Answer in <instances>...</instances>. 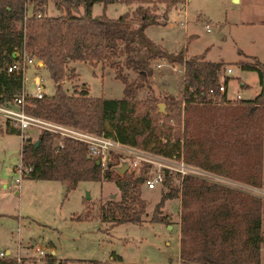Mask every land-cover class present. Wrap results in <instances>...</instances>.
<instances>
[{
    "label": "trees",
    "instance_id": "16d2710c",
    "mask_svg": "<svg viewBox=\"0 0 264 264\" xmlns=\"http://www.w3.org/2000/svg\"><path fill=\"white\" fill-rule=\"evenodd\" d=\"M112 1L0 0V103L11 101L22 88L21 75L7 72L5 64L16 57V51L25 48L43 61L55 82L52 94L27 99L26 112L102 133L161 156L181 155L185 163L206 172L260 187L263 89L252 98L229 102L226 93L217 90L221 62L206 60L200 53L183 57L182 48L166 51L147 37L145 27L165 25L167 21L165 14L157 12V4L168 10L184 0H121L134 4L133 8L109 17L104 9ZM50 3L58 15L48 10ZM94 3L101 4L98 16L92 12ZM155 58L182 66V107L171 94L162 96V111L154 96L140 105L134 100L137 90L151 76L149 61ZM77 60L112 68L114 77L122 82V96H91L87 88L67 93L63 81L76 75L68 63ZM253 60L242 62L241 67L255 69L262 84L264 62ZM122 68L135 72V76L128 78ZM209 87L213 88L212 94L207 93ZM217 97L222 101L212 103ZM5 130L21 134L11 120L6 121ZM36 139L27 137L21 142L22 176L59 180L65 185V196L81 180L112 179L119 198L99 204V220L110 226L142 223L145 202L140 187L146 164L136 176L131 171L118 175L107 168L101 170L82 141L65 136L62 146L56 148L58 135L45 129ZM162 184L167 190L154 203L148 221H163L164 201L179 199L181 262L264 264L260 261L264 235L258 195L191 174H185L178 185H169L165 176ZM0 264L24 262L0 258Z\"/></svg>",
    "mask_w": 264,
    "mask_h": 264
},
{
    "label": "rangeland",
    "instance_id": "374dc122",
    "mask_svg": "<svg viewBox=\"0 0 264 264\" xmlns=\"http://www.w3.org/2000/svg\"><path fill=\"white\" fill-rule=\"evenodd\" d=\"M184 1L185 5L182 4ZM184 1L168 10L163 4H157V12L165 14L167 21L165 26L145 27L147 37L166 51L182 48L183 57L200 53L204 59L221 62L218 76L225 89L227 86L226 97L229 102L238 100L235 97L237 93L241 98H252L261 88L264 91V76L262 84H259L255 69L241 67L242 62L253 63V58L264 62V0ZM133 6L114 0L105 5L104 13L115 17L131 10ZM100 8V3H96L94 16L99 15ZM48 10L54 15L59 14L54 4L50 3ZM167 23H171V26L166 27ZM205 24L209 26L207 30ZM149 64L152 74L143 87L137 90L134 100L140 105L154 96L157 103H162V96L171 94L182 107V66L163 58L151 59ZM74 66L78 78L74 72L75 76L67 78L62 84L67 93L90 88L93 96H122V82L114 77L112 68L102 66L99 62L90 64L79 60L75 61ZM226 66L231 68L229 73L225 72ZM34 71V67L30 66L26 72L27 86L31 90L34 89ZM122 71L128 78L135 76V72L129 69L122 68ZM37 72L43 78V92L52 94L55 82L47 68H40ZM225 77L226 82L223 81ZM211 101L220 103L222 100L217 97ZM0 125L6 127L3 117H0ZM24 131L35 140L40 128ZM21 141L20 134L0 131V250L9 249L11 254L18 253L25 257L22 261L26 260L27 264H47V257L51 254L46 253L45 257L36 259L34 253L31 254L32 249L19 246L17 250L18 241L24 245L30 240L34 247L35 244L41 245L49 253L54 250V258L60 259L63 264H190L181 262L178 257V199L164 201L161 209L163 221H148L154 203L161 192L167 190L166 186L158 183L153 188H147L144 183L141 184L140 197L145 202L142 223L122 222L110 226L99 220L98 207L108 199L119 198V190L112 179L101 177L99 180H81L65 196V185L59 180L22 176L18 170ZM262 141L260 187L209 172L199 174V177L258 195L262 201L261 231L264 235V100ZM119 156L123 154H110L112 161ZM138 164L139 168L145 164L147 167L145 161L141 160ZM126 171L135 173L129 167ZM17 177L18 181L15 180ZM13 183L17 184L16 192L11 187ZM260 261L264 263L263 247L260 249Z\"/></svg>",
    "mask_w": 264,
    "mask_h": 264
},
{
    "label": "built area",
    "instance_id": "2783aa9c",
    "mask_svg": "<svg viewBox=\"0 0 264 264\" xmlns=\"http://www.w3.org/2000/svg\"><path fill=\"white\" fill-rule=\"evenodd\" d=\"M205 28L207 30L209 26L205 24ZM15 56L16 57L13 60L5 64V69L7 72H16L21 75L22 88L19 92L15 93L11 101L0 103V117L4 118L5 123L7 120H11L20 128L22 141L28 137V134L23 132L24 130L30 128H40V130L45 129L58 135L59 139L56 142V148L62 146V137L66 136L77 139L86 144L89 155L99 160L101 170L107 168L115 172L114 166L118 165L121 159H125L128 163V167L135 170V173L131 171L134 176L138 174L140 169L138 163L141 160L145 161L149 170H146V176L143 183L147 188H153L155 184L158 183L162 184L165 176L170 184L175 183L173 185H178L185 174L199 176V174L206 173L203 169L199 170L198 167L185 163L182 160L181 155L178 157L161 156L150 151L147 152V150L145 151L144 149L120 143L111 136H106L102 133L97 134L88 130L64 125L26 112L25 105L27 104V99L29 97L42 98L46 95L43 92L45 87L42 82L43 78L37 72V70L45 67V65L41 59L27 51L25 48L16 51ZM30 66H33L35 69L32 80L34 86L33 90L27 86L28 77L26 72ZM230 71L231 68L226 66L225 72L229 73ZM217 90L219 93L226 91L223 82L218 81ZM207 93L212 94L213 88H207ZM235 97L239 99L241 98V95L237 93ZM111 152L123 154V156H119L115 161H112L110 158ZM19 168L20 169L18 170L21 172V166ZM18 179L19 178L17 177L15 180ZM11 253L10 250H0V258H16L18 263L23 262L21 257ZM32 253H34L33 256L36 257V259L38 257H45L46 253L51 254L46 247L41 245H36L33 248ZM51 255L52 256L47 257V264H63L60 259L54 258L53 254Z\"/></svg>",
    "mask_w": 264,
    "mask_h": 264
},
{
    "label": "crops",
    "instance_id": "0c3cea01",
    "mask_svg": "<svg viewBox=\"0 0 264 264\" xmlns=\"http://www.w3.org/2000/svg\"><path fill=\"white\" fill-rule=\"evenodd\" d=\"M182 3V2H181ZM95 4L96 3H94L93 4V8H94V6H95ZM182 4H184L185 5V1H184V3H182ZM101 5V4H100ZM92 12H93V9H92ZM163 26V25H162ZM165 26V25H164ZM171 26V23L170 24H168L167 23V25H166V27H170ZM165 27V28H166ZM186 46V45H185ZM192 54H194V53H192ZM206 60H210V59H206ZM211 61H217V60H211ZM74 63H75V61H70L69 63H68V65H69V67H74L75 68V66H74ZM75 72H76V69H75ZM76 74H77V78H78V73L76 72ZM88 87V86H87ZM76 88V87H75ZM79 89V88H78ZM87 90H88V93H89V95H91V96H93L91 93H90V88H87ZM228 92V90H227V86H226V91H225V93H227ZM2 127V129L0 130L2 133H9V132H6V130H5V127L4 126H1ZM24 133H27V131H23ZM22 134V133H21ZM20 134V135H21ZM29 136V135H28ZM22 142V141H21ZM20 146H21V143H20ZM20 159H21V155H20ZM20 162H21V160H20ZM21 164V163H20ZM19 164V166L18 167H20L21 165ZM16 181H18V180H16ZM143 184V183H142ZM12 188H15V187H17V184L16 183H13L12 184V186H11ZM17 190H16V188H15V192H16ZM178 199V198H177ZM178 203H179V199H178ZM179 207V206H178ZM179 210V209H178ZM99 215V214H98ZM84 218V217H83ZM89 218V217H88ZM179 220V219H178ZM110 229V228H109ZM17 232H19V227L17 228ZM178 235H179V225H178ZM19 243H18V245H17V250H18V248H19V246H24V247H26V248H29V249H32L33 250V248H34V244H33V241H30V240H27L26 242H29V243H27L26 244V242L24 243V245H22V241H18ZM35 245H37V244H35ZM39 246V245H38ZM6 250H9V249H6ZM32 250H31V253H32ZM19 257H22V259L23 258H25V257H23V256H20L18 253H16ZM15 254V255H16ZM51 254H53L54 255V250H51ZM23 262H24V264L26 263V260H23ZM27 264V263H26Z\"/></svg>",
    "mask_w": 264,
    "mask_h": 264
},
{
    "label": "water",
    "instance_id": "95a60500",
    "mask_svg": "<svg viewBox=\"0 0 264 264\" xmlns=\"http://www.w3.org/2000/svg\"><path fill=\"white\" fill-rule=\"evenodd\" d=\"M157 106L160 111L163 110V107H164L163 103H157ZM37 143H38V139L35 140V144ZM96 163L99 164L98 159H96ZM127 168H128V163L125 159H121L120 163L114 166V170L118 175H121L122 173H124L127 170Z\"/></svg>",
    "mask_w": 264,
    "mask_h": 264
}]
</instances>
